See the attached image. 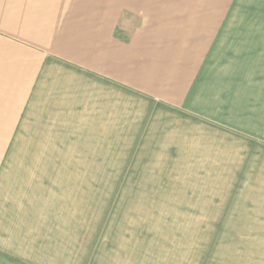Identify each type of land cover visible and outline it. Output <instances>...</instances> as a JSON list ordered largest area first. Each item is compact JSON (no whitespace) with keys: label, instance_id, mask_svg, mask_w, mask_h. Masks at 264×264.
I'll use <instances>...</instances> for the list:
<instances>
[{"label":"crops","instance_id":"0c3cea01","mask_svg":"<svg viewBox=\"0 0 264 264\" xmlns=\"http://www.w3.org/2000/svg\"><path fill=\"white\" fill-rule=\"evenodd\" d=\"M263 171L264 0H0V264H184L168 194Z\"/></svg>","mask_w":264,"mask_h":264},{"label":"rangeland","instance_id":"374dc122","mask_svg":"<svg viewBox=\"0 0 264 264\" xmlns=\"http://www.w3.org/2000/svg\"><path fill=\"white\" fill-rule=\"evenodd\" d=\"M192 181L198 185L174 187L177 192L168 194L169 201H194L201 207L168 212L169 217H174L176 212L177 217L192 218L177 227L181 229L177 237L184 245V264H264V171L247 179ZM228 183L232 185L230 192H227ZM127 184L124 176L103 179L105 218L113 201L124 202ZM213 220L215 225L211 224ZM191 254L190 258L186 256Z\"/></svg>","mask_w":264,"mask_h":264}]
</instances>
